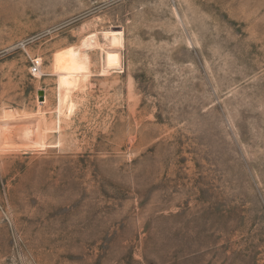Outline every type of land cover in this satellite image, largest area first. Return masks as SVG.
Returning a JSON list of instances; mask_svg holds the SVG:
<instances>
[{"label":"rangeland","instance_id":"374dc122","mask_svg":"<svg viewBox=\"0 0 264 264\" xmlns=\"http://www.w3.org/2000/svg\"><path fill=\"white\" fill-rule=\"evenodd\" d=\"M0 264H264V0H0Z\"/></svg>","mask_w":264,"mask_h":264},{"label":"bare ground","instance_id":"6f19581e","mask_svg":"<svg viewBox=\"0 0 264 264\" xmlns=\"http://www.w3.org/2000/svg\"><path fill=\"white\" fill-rule=\"evenodd\" d=\"M103 34L105 35L106 39L110 41V44H112L115 47L119 46L120 48L124 43V37L121 31L119 32L115 30H108V31H105V33ZM97 44H98L97 36L95 33V34L88 35L84 39L83 44L81 43L82 45L81 47L80 46L71 47L70 49L66 51H61V52L56 53L54 56V61H53V66H52L54 71L57 72L58 75L60 74L63 76L76 78V80H81V79L83 80V79L88 78L90 75H92V73L90 70L91 66H90L89 55L87 54V51H86L87 49L85 48H89V50H91L90 48ZM99 46L100 44L98 45V47ZM105 53H106V58L103 62L106 63V67L111 70L113 68L118 67V65L120 64V60H121L120 53L117 51H113V50L107 51ZM109 69H107L106 71L104 69L103 72H105L107 75V71ZM45 102H46V98H45V101L41 103H45ZM64 109L69 114H71L75 109V102L72 98V90L70 88L66 89L63 92V94L60 96L59 115H62L64 113V112L62 113Z\"/></svg>","mask_w":264,"mask_h":264},{"label":"built area","instance_id":"2783aa9c","mask_svg":"<svg viewBox=\"0 0 264 264\" xmlns=\"http://www.w3.org/2000/svg\"><path fill=\"white\" fill-rule=\"evenodd\" d=\"M42 60L40 58H35L32 60L31 72L36 74L40 70Z\"/></svg>","mask_w":264,"mask_h":264},{"label":"water","instance_id":"95a60500","mask_svg":"<svg viewBox=\"0 0 264 264\" xmlns=\"http://www.w3.org/2000/svg\"><path fill=\"white\" fill-rule=\"evenodd\" d=\"M39 98H40V101L45 100V95L43 91L39 92Z\"/></svg>","mask_w":264,"mask_h":264}]
</instances>
